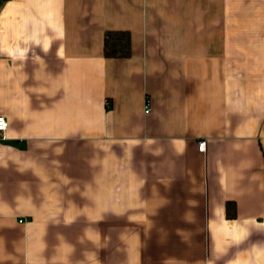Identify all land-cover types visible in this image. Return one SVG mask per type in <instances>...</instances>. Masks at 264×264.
<instances>
[{
	"label": "crops",
	"instance_id": "1",
	"mask_svg": "<svg viewBox=\"0 0 264 264\" xmlns=\"http://www.w3.org/2000/svg\"><path fill=\"white\" fill-rule=\"evenodd\" d=\"M0 116V264H264V0H0Z\"/></svg>",
	"mask_w": 264,
	"mask_h": 264
},
{
	"label": "trees",
	"instance_id": "2",
	"mask_svg": "<svg viewBox=\"0 0 264 264\" xmlns=\"http://www.w3.org/2000/svg\"><path fill=\"white\" fill-rule=\"evenodd\" d=\"M131 54V36L128 32H109L105 36L104 55L110 59L128 58ZM236 216L235 204H227V218L232 219Z\"/></svg>",
	"mask_w": 264,
	"mask_h": 264
},
{
	"label": "built area",
	"instance_id": "3",
	"mask_svg": "<svg viewBox=\"0 0 264 264\" xmlns=\"http://www.w3.org/2000/svg\"><path fill=\"white\" fill-rule=\"evenodd\" d=\"M146 112H149V106H146ZM8 121L6 120L5 117L0 116V133H5L6 130L8 129ZM206 150V142L205 141H200L199 142V151L204 152Z\"/></svg>",
	"mask_w": 264,
	"mask_h": 264
}]
</instances>
